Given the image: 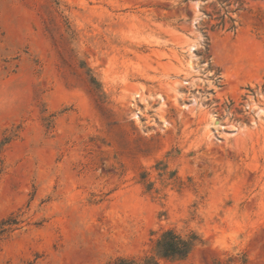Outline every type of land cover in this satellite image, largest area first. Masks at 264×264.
Returning a JSON list of instances; mask_svg holds the SVG:
<instances>
[{"label": "rangeland", "instance_id": "374dc122", "mask_svg": "<svg viewBox=\"0 0 264 264\" xmlns=\"http://www.w3.org/2000/svg\"><path fill=\"white\" fill-rule=\"evenodd\" d=\"M0 264H264V0H0Z\"/></svg>", "mask_w": 264, "mask_h": 264}, {"label": "trees", "instance_id": "16d2710c", "mask_svg": "<svg viewBox=\"0 0 264 264\" xmlns=\"http://www.w3.org/2000/svg\"><path fill=\"white\" fill-rule=\"evenodd\" d=\"M18 224L13 216L0 221V239L8 232L12 231L13 226ZM198 237L195 234L184 236L174 229L166 230L157 239L154 246L155 256L146 260L147 264H157V259L171 261L185 260L197 245Z\"/></svg>", "mask_w": 264, "mask_h": 264}]
</instances>
